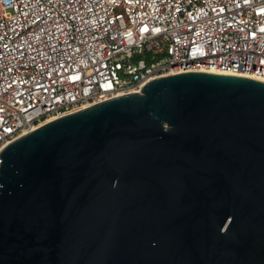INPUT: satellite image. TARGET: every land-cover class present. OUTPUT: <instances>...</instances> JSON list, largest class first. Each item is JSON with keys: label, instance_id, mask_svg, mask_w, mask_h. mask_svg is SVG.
Instances as JSON below:
<instances>
[{"label": "water", "instance_id": "obj_1", "mask_svg": "<svg viewBox=\"0 0 264 264\" xmlns=\"http://www.w3.org/2000/svg\"><path fill=\"white\" fill-rule=\"evenodd\" d=\"M0 158V264H264V80L159 76Z\"/></svg>", "mask_w": 264, "mask_h": 264}, {"label": "built area", "instance_id": "obj_2", "mask_svg": "<svg viewBox=\"0 0 264 264\" xmlns=\"http://www.w3.org/2000/svg\"><path fill=\"white\" fill-rule=\"evenodd\" d=\"M211 69L264 79V0H0V150L48 118Z\"/></svg>", "mask_w": 264, "mask_h": 264}, {"label": "bare ground", "instance_id": "obj_3", "mask_svg": "<svg viewBox=\"0 0 264 264\" xmlns=\"http://www.w3.org/2000/svg\"><path fill=\"white\" fill-rule=\"evenodd\" d=\"M204 71H212V72H218V73H230V72H225V71H217V70H204ZM249 77H252V76H249ZM261 80H264V79H261ZM51 119H53V118H48L47 120H45V121H43L42 123H45V122H47V121H49V120H51ZM41 123V124H42ZM32 129H34V128H32Z\"/></svg>", "mask_w": 264, "mask_h": 264}]
</instances>
